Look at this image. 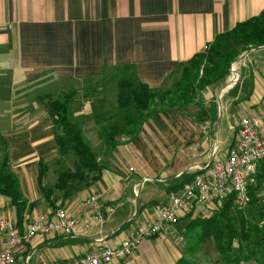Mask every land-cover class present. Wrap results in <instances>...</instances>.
Returning <instances> with one entry per match:
<instances>
[{
    "label": "crops",
    "instance_id": "obj_1",
    "mask_svg": "<svg viewBox=\"0 0 264 264\" xmlns=\"http://www.w3.org/2000/svg\"><path fill=\"white\" fill-rule=\"evenodd\" d=\"M262 10L264 0H0V156L3 140L26 202L22 231L29 219L56 209L83 216L91 194L100 195L104 215L102 226L82 236L37 235L19 256L27 251L32 253L29 264H66L103 246L117 247L141 221L155 218L172 182L183 174L193 176L204 164L227 159L237 148L236 123L264 112V48L246 51L237 62L238 83L226 90V77L201 92L207 100L200 103L197 98L191 114L165 110L151 115L136 138L122 139L102 163L98 160L105 169L97 179L68 192L53 190L51 208L41 184L53 188L60 170L53 182L47 179L58 147L42 101L56 99L53 89L81 86L122 68L151 90L166 88L180 64ZM86 108L79 113L86 114ZM199 112L207 114L200 121ZM39 172L44 173L41 183ZM258 195L264 202V183ZM214 208L211 202L191 205L179 221L187 226L195 218L209 217ZM0 217L19 225L15 207L1 195ZM170 227L113 264H176L190 240L167 242ZM199 251L210 264H218L212 239L204 240Z\"/></svg>",
    "mask_w": 264,
    "mask_h": 264
},
{
    "label": "trees",
    "instance_id": "obj_2",
    "mask_svg": "<svg viewBox=\"0 0 264 264\" xmlns=\"http://www.w3.org/2000/svg\"><path fill=\"white\" fill-rule=\"evenodd\" d=\"M255 48H264V10L257 16L237 23L230 31L217 35L205 51L180 64L176 73L178 79L167 88L151 90L140 84L127 68L120 69L118 72L121 73V79L116 82L114 108L92 114L94 123L99 125L98 137L111 153L120 143L119 137L128 141L136 138L143 123L154 113L165 110L182 113L187 107L197 105L195 102L203 90L221 83L229 75L231 64L244 52ZM74 93L69 91L59 99L42 101L54 128L58 161L68 154L76 158L72 168L63 167L60 170L53 188L41 184V194L49 205L53 190L68 192L76 184L87 185L105 169L82 138L78 125L69 119L68 107ZM104 107L105 104L98 109ZM206 115V112H199L198 121ZM213 118L212 122L215 121V115ZM1 146L0 195L9 200L10 206L15 207L19 223L17 228L22 231L20 225L26 202L20 193L18 178L9 167L3 140ZM42 167L41 163L39 169ZM43 176L44 173L39 172V183ZM192 178L186 174L181 175L169 185L167 194L179 191ZM74 181L76 184H73ZM263 183L264 161L258 164L255 174L248 180L244 204L237 203L238 198L234 192L229 193L223 201L212 199L211 203L215 207L213 213L209 217L195 218L185 228V231L193 234L187 252H199L203 241L210 238L220 257L218 264H245L249 261L264 264V202L258 195ZM176 264L197 263L180 257Z\"/></svg>",
    "mask_w": 264,
    "mask_h": 264
},
{
    "label": "built area",
    "instance_id": "obj_3",
    "mask_svg": "<svg viewBox=\"0 0 264 264\" xmlns=\"http://www.w3.org/2000/svg\"><path fill=\"white\" fill-rule=\"evenodd\" d=\"M264 112L241 117L235 128L238 134L237 148L220 163L209 162L195 170L193 178L179 191L167 194V202L159 208L153 220L141 221L134 232L119 246H103L66 264H113L131 256L145 240L161 234L168 226L176 224L181 214L191 205H207L212 199L223 201L229 193L237 195V203L246 201L248 180L257 166L264 161ZM206 131L205 128L202 129ZM132 171V169H131ZM85 213L81 217L56 209L29 219L25 229L19 231L8 219L0 217V264H29L32 253L19 256L37 235L76 237L85 235L104 223L100 195L91 194L84 201Z\"/></svg>",
    "mask_w": 264,
    "mask_h": 264
},
{
    "label": "rangeland",
    "instance_id": "obj_4",
    "mask_svg": "<svg viewBox=\"0 0 264 264\" xmlns=\"http://www.w3.org/2000/svg\"><path fill=\"white\" fill-rule=\"evenodd\" d=\"M242 57L244 58V53L234 63L240 61ZM234 63H232L231 65H233ZM229 74H230V69H229ZM120 79H121V73L112 70L110 72L105 73L104 76L98 79H94L95 81L89 80L83 82L81 86L79 85V83H75V84L72 83L70 87L65 86V88H62V90H59L61 88L59 89L56 88L53 89L52 91L53 92L52 96L56 97V99H59L57 97H61L63 94L66 95L69 91L75 92L74 97H72V101L68 107L69 119L72 123L78 125L82 134V138L89 145L92 152L96 155L97 160L100 159L99 160L100 163H102V161H104L107 158L109 154V148L98 137L99 125L94 123L92 119V114L95 111H98V113H100L103 110L107 111L109 109L114 108L113 105H115L116 94H117L116 82H118ZM176 79H178L177 74H175V76H173L169 80V83L167 84L166 88L169 87ZM239 80H240V76L238 77L235 84L231 86V88L235 86ZM205 91L206 89L203 90L202 93H204ZM42 92L44 91L42 90L37 91L35 95L41 94ZM200 95L201 93L198 96L199 100L202 101L200 103H204L207 100V98L205 96H200ZM103 104H105V107L102 109L101 108L98 109V107L100 105L102 106ZM85 105H87L86 109H88V112H86V114L79 113V109H83ZM193 107L194 106L192 105L187 107L186 111L191 114L193 111L192 110ZM122 139H124V137L122 136L119 137L120 142H122ZM75 161L76 158L72 154H68L62 157L61 159L59 158V161L57 159V161L53 163V166L50 165V170H49L50 174L48 173V170L46 171L48 173L47 179L53 182L55 177L54 175L55 172H57L58 170H62L60 168L65 167V165H67L66 163H68L67 168L69 165L70 168H72L74 166L73 164ZM74 182L75 183L73 184H76V181ZM170 228L172 229L170 230V235L166 238L167 242L168 241L187 242L190 240V237L193 235L192 233L185 231L186 224L184 222H181V220L178 221L176 224L172 225ZM181 251L182 252L180 253H182V257L185 259H189L192 262H196L197 264H210V262L203 255L202 256L199 255L200 251L199 252L193 251L189 254L187 252L186 246L184 248L182 247Z\"/></svg>",
    "mask_w": 264,
    "mask_h": 264
},
{
    "label": "bare ground",
    "instance_id": "obj_5",
    "mask_svg": "<svg viewBox=\"0 0 264 264\" xmlns=\"http://www.w3.org/2000/svg\"><path fill=\"white\" fill-rule=\"evenodd\" d=\"M238 63H234L232 66H231V71H230V74L229 76L227 77V80H226V84H225V89H230L231 86L236 82V80L238 79L239 75H238Z\"/></svg>",
    "mask_w": 264,
    "mask_h": 264
},
{
    "label": "water",
    "instance_id": "obj_6",
    "mask_svg": "<svg viewBox=\"0 0 264 264\" xmlns=\"http://www.w3.org/2000/svg\"><path fill=\"white\" fill-rule=\"evenodd\" d=\"M245 53V52H244ZM232 66V65H231ZM230 71H231V67H230ZM221 100H222V95L221 94H219L218 95V102H219V115L221 116V110H222V107H221ZM219 121H220V118H219ZM218 121V122H219ZM137 200L138 199H136V206H137V204H138V202H137Z\"/></svg>",
    "mask_w": 264,
    "mask_h": 264
}]
</instances>
